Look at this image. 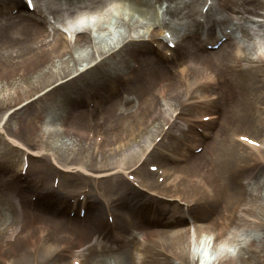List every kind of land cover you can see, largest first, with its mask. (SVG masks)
<instances>
[{
    "label": "bare ground",
    "instance_id": "6f19581e",
    "mask_svg": "<svg viewBox=\"0 0 264 264\" xmlns=\"http://www.w3.org/2000/svg\"><path fill=\"white\" fill-rule=\"evenodd\" d=\"M35 1L40 12L49 13L64 25H66V19L71 18L72 22L70 26H67L70 32L77 31L76 29H81V32L77 34L74 44L70 46L62 32L51 33L48 31L46 28L48 24L47 19L40 17L31 18L21 11L13 14L11 12L12 8L22 4V0H2L0 2V79L7 80V86L10 85L9 80L15 78L16 75L25 81L22 90L17 87L13 93L9 92L7 95L1 96L0 104L3 100L7 101V104H10L19 98L42 90L37 99H33L20 107H16L13 113H19L21 110L33 113L31 111L32 109L38 110L44 106L42 100L48 99L56 94L65 96L71 101L66 106V114H72L75 111V118H80L85 125L90 121H94L95 123L92 125L95 128H108L109 130H113L114 135L111 140L118 145L111 147V150L117 152L121 150L122 147L120 148V146L124 142L131 140L137 132L151 131L152 128L148 125L152 124L155 119L165 116V110L158 108L156 111L152 109L153 104L147 108L138 110L141 105L149 102L151 99L176 97L180 92L185 95L186 99H190L193 97L188 96L189 91L190 94L196 91L195 94L198 99L196 96L194 98L199 101V108L210 106L211 101L207 100L208 96L205 97L204 89L209 87V83H215L214 75L211 72L197 71L194 67L179 65V73L174 74L176 78L169 82V85L161 86L158 93L153 91L154 86L162 80L161 78L168 79V73L172 74V72L170 70L168 71L170 68L169 65L164 66L165 64L163 62H159L156 59L157 57L154 53H160L161 51L158 48L151 47L150 42L142 34L136 32V28L138 26H146L147 31H150L149 36L151 38L157 36L155 31L161 25L159 26L154 2L159 0ZM202 1L205 0H173L175 4L169 5L166 9L167 14L172 18L169 20H161L160 24L165 25L164 27L169 31L170 39L168 41L177 38L178 47L174 50V55L176 56L174 60H178L182 56H191L198 53V49L193 47L190 39L195 37L200 42L201 39L199 36L202 30L207 31L204 38L207 43H216L221 37L215 32L218 27L224 33L223 26L230 21L233 14H242L241 19H243L244 23L239 27V31L241 32L239 40L235 37L234 32L227 33L229 40L233 42L232 49L227 50V48H223L219 51H212L209 55L203 57L201 61L207 65L211 63V69L215 68L221 73V76L229 82V86L233 87L235 92L234 97L239 94L236 86L241 85L249 78L255 82L259 81L264 84L263 45L259 44L256 40L261 31L264 34V21H255L250 16V14H260L261 10H264V0H216L217 3L210 6L205 15L199 9V4ZM81 9H102L103 11L99 12L98 18L96 17L97 19L92 25H80L75 21L74 17L77 15L75 14L76 12L79 13L82 11ZM8 10L11 11L9 12ZM200 15H203L205 19L201 18ZM107 16L110 17L111 23L107 28L109 32L112 31L110 26L113 28V26L117 27L120 25L123 28L119 30L118 34L113 35L110 41L103 39V42H106L104 44L99 39L98 41L95 40L91 34V29L93 26H96L98 30L101 28L106 29L103 24ZM112 18L115 19L113 23ZM250 21L254 22V25H246ZM105 45H107L106 48ZM132 55L133 60L131 64L129 60L132 59ZM96 56H99L100 60L90 64V61ZM225 59H229V61H225ZM83 62L89 63V65L86 68L78 69V65H81ZM33 68H35L34 71H32ZM190 77H194V79L188 83ZM124 78L125 81H123ZM217 81L218 83L223 82L222 79H218ZM185 84L190 85L186 87ZM119 85H123L126 88L133 87L135 101H137L135 108L129 106L133 100L127 97L121 100L122 105L126 108L120 109L118 106L119 102L115 99V92ZM182 85L184 86L183 90H181ZM90 95L100 98L101 105L105 102H110V105L103 107L102 110H99V105L93 109L83 108V105ZM229 96L232 98L230 94ZM258 98L263 99L264 102V96L259 95ZM249 99L248 95L244 96L246 102ZM67 103V101L64 102V104ZM167 104L171 105L172 103L167 102ZM2 109L0 107V110ZM60 113L56 112L58 115ZM210 114V120L213 117L215 118L213 113H202L200 116ZM5 116L6 114L0 120V130H4L2 121ZM257 119L258 116L255 115L254 121L251 118L250 122L249 119H238L237 122L239 125L244 126L247 131L261 134L264 130V121L261 120V127L256 130L254 129V123ZM54 124L56 126L62 125L61 122L59 123L57 121ZM158 126L161 127V124ZM256 127L259 128V126ZM189 130L197 138L195 141L202 139L197 131ZM54 134L56 136L59 135L56 132L52 135ZM204 134H208V132H204ZM237 134L240 136L241 133ZM10 140L23 145L15 139L11 138ZM224 142L233 148L236 147L234 145L239 146L238 144H240V142L230 139ZM86 143L74 141L71 151L74 152V150H77V152L85 153L87 150H91V154L85 155V153L84 155L86 157L81 159V161L85 159L88 162V169L83 170V166L79 165L80 162L76 160L65 162L54 161V163L68 172L73 170L79 171L77 174H80L82 177L88 175L95 179L100 177L109 179L112 177L111 183L116 184L115 177L121 179L119 184L123 182L130 185L129 181L122 179V173H126L127 176L131 173L127 171L128 167L119 166L120 163L117 166H113L108 163L105 154L98 155L96 159L107 163H102L101 165L93 163L95 154L102 152L99 149L101 144L97 141L89 145H86ZM211 143L215 144L214 140L207 143L206 147L208 148ZM138 145L140 146L138 151L133 146H130L129 150L131 155L138 152L140 160L146 153V149H144L142 154L141 143ZM253 148L257 155V159L255 157L253 160L260 162L258 156L261 160L259 153L262 154V152L257 147ZM158 149H160L159 146L154 147V150ZM25 150L33 153L28 147ZM182 150L185 152L188 151L186 147H183ZM225 150L227 156H224L218 165H216V160H214L213 155L209 157L202 155V157H199V159L204 158V163L199 162L198 167L206 168V170L201 171H204L208 178L206 176L203 180L195 181V183H182L180 185L181 192L178 191L177 193L176 191L169 194L168 200H179V193L194 201L206 200L213 193H216L215 198L217 200L221 199L220 195L223 183L215 173L218 167L221 171L223 168H228L231 153L228 148ZM104 152H107V150ZM172 154L176 155V153ZM234 155L238 160L236 161L235 169L230 168L228 170L229 176L237 175L238 172L236 170L241 164V161H243L244 157H248L246 153L242 155L238 154L236 149H234ZM209 158L212 160L210 168H208ZM138 161L131 165L133 160L129 158L128 165H131L129 168L135 167L139 169ZM247 165L250 166L251 164L247 163ZM176 166L182 167V165ZM166 168L165 175L169 176L170 171H168V167ZM148 174L153 179L156 175L151 170ZM150 177L143 179L145 189L150 187L149 182L153 181L150 180ZM174 180L176 183L173 185L178 186L180 179L176 177L173 178ZM229 181L232 182V179L229 178ZM45 182L37 186L35 185L34 188L37 190L40 198H42V194L49 193V190H51V188L44 186ZM52 182L54 184V179ZM167 182L168 179L165 178L164 185ZM254 183L256 186L252 188L243 185V189L229 191L227 193L228 196L223 207L224 215L217 222L210 220L207 213L197 215L195 211H190L191 208H188L186 211L182 210L178 203L172 205L171 201L164 208L162 201H166L167 199L164 196L157 195L154 199L149 196L150 209L145 210L146 205L140 201L142 198L138 194L129 196L127 192L121 193L120 196L115 198L116 202L121 203L120 205L126 204L127 207H131L133 206L132 200L137 198L139 204L134 208L139 211L144 210L147 216V220H144L145 224L152 225L154 223L157 225V228L150 230L148 229L150 227H144L143 232H138L140 236L136 234L135 236L131 235L129 237L127 234L132 233H128V231L123 229L122 218L124 219L125 217L124 213L114 212V221L116 220L119 223V225L115 223L114 226H109L108 223L104 222L106 216L104 212L98 211L97 213L87 214L85 215V219H83L87 223L83 224L78 232L80 233L81 239L84 242H88L96 234L99 236L102 235V238H97L83 250L73 252L72 255H69V263L66 262L65 264H74L75 260H80L81 264H169L168 260L164 258L166 253H170L171 256L181 261L182 264H188L187 260L190 257L188 251L191 252V256L194 258L193 261L196 260L195 264H264V200L261 198L258 188L262 184V180L255 181ZM9 185L7 181H0V191L2 192L0 193V204L2 205L4 203L6 204L8 199L13 200V196L9 195L8 197L5 193ZM17 186H19L18 182ZM226 190L228 191V189ZM50 194H52V191ZM43 197L45 198V196ZM63 199V196L59 197L60 202L57 201L58 208L56 209L64 210L67 207L71 211L76 204L65 203ZM19 201L16 200V203L18 204ZM155 201L159 204L157 213H154L152 209H155L153 206ZM160 204L163 205L161 206ZM80 206L81 203L75 207L79 213L83 205ZM18 208L17 205H9L8 209L10 210V214L0 213V227H2L0 231L4 237L3 240L6 242L5 244H0V250L3 249L6 252L19 256V261L26 264L29 258L27 252L23 251L24 244L28 243L32 247H35V244L39 241L43 242L44 240L45 245L44 247L42 246L43 251L46 254H57L56 249L59 246L46 245L48 239L42 236L44 233L43 230L40 231L37 238L26 237L25 239H21L20 233H17L15 240L11 239V242L10 240L7 241L8 237L17 231L16 227H13V221H16L19 215ZM92 208H95L94 205ZM160 210L161 214L158 215ZM109 212L110 210H108ZM109 216H107V220H109ZM194 216L197 218L194 219ZM191 219L194 222L193 233H190L191 227L188 224ZM230 219H234L235 222V226L232 229L228 228ZM69 220L76 221V219L70 218ZM224 233L225 236L222 237ZM118 240H121V242L117 243ZM133 245H135V250L133 249ZM223 246L237 249L238 252L235 255L237 259L229 256L227 253L223 254ZM67 247L69 246L66 245ZM26 249L30 250L31 246L29 248L26 246ZM224 257L226 258L224 259ZM181 262L176 261L171 264H181Z\"/></svg>",
    "mask_w": 264,
    "mask_h": 264
},
{
    "label": "rangeland",
    "instance_id": "374dc122",
    "mask_svg": "<svg viewBox=\"0 0 264 264\" xmlns=\"http://www.w3.org/2000/svg\"><path fill=\"white\" fill-rule=\"evenodd\" d=\"M160 1L161 2H154L155 10L157 13V18L159 20V26L161 25L160 27H163L165 29V25L160 24V22L161 20H169L170 18H172L167 14L166 9L169 5H174L175 2H173V0ZM212 1L213 0H208V4ZM214 1L217 2L216 0ZM0 2H2V0H0ZM208 4H206V1H202L199 4V8L205 9ZM261 13L250 14V16L255 21H264L263 9L261 10ZM114 21L115 19L112 18V23ZM252 24L254 25V22L250 21L246 25ZM109 25H111L110 17L107 16L103 24L106 29L101 28L100 30H97V33L93 34L96 41H98L99 39L101 43L105 44L106 42H103V39L105 41H110L113 35L118 34L119 30L123 28L120 25L117 27L113 26V28H111L112 26H110V29L112 31L109 32V30L107 29ZM63 27L64 24L60 21L48 23L46 25L48 31H53V33H58L59 31L64 33ZM94 31L95 30H93V33ZM136 32L142 34L145 39H147V41H149L148 39L151 38L149 36L150 31H147L146 26H138L136 28ZM155 33H157L158 37H163L162 34L160 35V33H158L157 31H155ZM239 35L241 36V33ZM239 35L237 36L238 40ZM69 36L70 35L66 34L69 45L72 46L74 44V40H70ZM204 36L205 33L202 32V39L204 38ZM190 40L192 41L191 44L193 45V47L195 49H198V53L191 56H182L178 60H174L176 59V56L174 55V50H176V48L168 49L164 41L156 44V46L164 50V52H168V50H171L170 52L172 53V55L169 56V58L167 57L168 62H166L167 60L162 59L160 56H158L156 59H158L159 62H163V64H165L164 66L169 65L170 68L168 69V71L170 70L172 74L168 73V79H165L164 77L161 78L162 80L154 86L153 91L155 93H158V90L161 86L169 85V82L176 78L174 77V74L179 73V65L182 64V66L194 67V69H196L197 71H206L207 73L211 72L214 77L218 76L220 80H223V82L219 84L209 83V87H206L204 89V93L206 94L205 97L208 96L207 100L211 101L210 106H203L199 108V101H197L198 98L195 94L196 91L191 92V94L189 91L188 96L193 97L190 99H186L185 95H183L182 92L178 93L176 97L172 96L167 99L163 97H161L160 99H151L149 102L141 105L138 110L147 108L153 104L152 109L157 111L158 108H162L166 112L165 116L155 119L152 124L148 125L151 126V131L148 132L147 130L146 132H137L131 140H129L128 142H124L122 146H120V148L122 147L121 150L117 152L111 150V147L118 145L111 140L112 136L114 135L113 130H109L108 128H95L94 125H92L93 123H95L94 121H90L85 125L80 118H75V111L72 114H66V106L69 105V102L71 101H69L65 96H59V94H56L48 99L42 100L44 106L40 107V109L38 110L32 109L31 111L33 113H28L23 110L16 114L13 112L16 107H20L24 103H27L33 99H37L42 90L32 93L29 96L19 98L11 102L10 104H7V101H2L0 107H2L3 109L0 110V120L5 114L6 117L3 122L4 130H0V181H7L10 184L5 193L8 197L9 195L13 196V200L8 199L6 204H0V213L10 214V210L8 209L9 205H17L19 207V215L17 216L16 221H13V227L15 226L17 231H15L14 234L12 233V236L8 237L7 241L10 240L11 242V239L15 240L17 238V233H20L21 239H25L26 237L37 238L40 231L43 230L44 233L42 236L48 239V241H46V245L59 246L56 249V252L58 254L57 255L56 253L46 254V252L43 251V247L45 245L44 240L43 242L39 241L37 244H35V247H32V245H29L28 243L24 244L25 246L23 247V251L27 252L29 258V261L26 264L69 263V255H72L75 250H83L84 248L92 244L97 237H102L96 234L90 241L84 242V240L81 239L80 233L78 232L79 229L82 228L83 224L87 223V221L83 220L85 219L84 217L78 215L76 216V214L75 217L69 216V210L67 207L64 208V210L56 209L58 208V204L52 202L54 200L59 201L60 196H63L64 202L68 203L72 200L71 195H77L78 193L86 194L84 199L95 207L91 210L93 213H97L98 211H104L105 213V208L107 205H109L111 206V209L118 208L121 214L123 212H126V214L129 213L132 220L134 222L136 221L139 226L144 225V217L136 216V208L134 207L139 204L138 200L137 198H134V200H132L133 206L131 207H127L126 204L120 205L121 203H116L114 198L122 192H127L129 196L138 194V196L142 198L140 201L147 205L146 209L148 210L150 209V200L148 199L149 196L154 199L157 197V195H160L164 196V198H167L166 201H162V203L164 204V208L165 205L170 203L171 201L172 205L178 203L180 209L182 210L186 211L188 208H191L190 211H195L197 215L207 213L210 217V220H214L216 222L219 221L220 217L224 215L223 207L225 206L226 197L228 196L227 193L229 191L243 189V185L252 188L253 186H256V184L254 183L255 181L262 180V184H260L258 188L260 196L264 200V130L261 134L249 132L244 128V126L239 125L237 122L238 119H249L250 122L251 118L252 121H254L255 115H257L258 119L254 123V129H260V124L262 121H264V102L263 99H259L258 96H264V84L260 83L259 81L255 82L254 80H251L249 78L241 85L236 86V89L239 90V94L238 96L236 95V97H234L235 92L233 90V87L229 86V82H227V80H225V78L221 76V73L215 68L211 69V63H208L207 65L206 63H203L201 61L203 60V57L209 55L213 50L217 49H205L204 46L198 43V40L195 39V37H192V39ZM256 40L259 44L263 45L262 48L264 51V34L262 31L257 36ZM229 43L226 42L225 45H222L220 48H218V51L222 50L223 48L231 50L233 47V42L230 44ZM106 47L107 45H105V48ZM132 57L133 55L131 56V58ZM99 60L100 57L96 56L90 61V64L94 62L96 63ZM131 60H133V58ZM172 60L174 61L172 62ZM225 61H229V59H225ZM131 62L132 61L129 60V63ZM88 65L89 63L83 62L81 65H78V69L86 68V66ZM196 65H202L203 67L199 69L196 68ZM34 69L35 68H33L32 71H34ZM1 79L0 97L7 95L9 92L13 93L15 88L17 87L21 90L24 88L23 85L25 84V81L22 78L20 79L18 75H16L15 78L9 80V86H7V80ZM193 79L194 77H190L188 83L193 81ZM123 81H125V78ZM189 85L185 84L186 87H188ZM132 89L133 87L126 88L123 87V85H119L117 91L115 92V99L119 102L118 106L120 107V109L126 108L124 105H122L121 100L123 98L126 99L127 97H129L130 100H133L129 104V106L135 108V104L137 103V101H135L136 98ZM183 89L184 86L182 85L181 90ZM229 94L232 96V98L229 96ZM245 95H248L250 98L248 102L244 100ZM195 96L197 99L194 98ZM66 101L68 103L64 104V102ZM92 101H94L95 103ZM167 102H170L172 104L168 105ZM85 105H87V107H85ZM85 105L83 108L90 109H93L99 105V110H102L103 107H108L110 105V102H105L103 105H101L100 98L90 95ZM168 108L170 109L168 110ZM56 112L61 113L58 115L56 114ZM202 113H213L216 117L208 122H204L205 124H207L205 125L199 121L201 119L200 115ZM56 121L62 123V125L59 126L60 128L54 124V122ZM160 124L161 127L158 126ZM197 126H201L200 128L202 130L207 129L205 130V132H208V134H205L203 136L200 135L202 139L195 141V139L197 138L193 136V132H189V129L196 130L201 133L198 128H196ZM256 126H259V128H257ZM54 132L59 135H52ZM237 133H241L242 135L246 133L245 135L254 137L260 141V144L257 147L262 152V154L259 153L261 160L258 156V160L260 162H255V160H253V158L255 157L257 159L255 149L252 146H249L247 143L239 141L241 139H239ZM11 138L22 142L25 147L30 148L36 154H28L19 146H15L13 141L11 142ZM228 139L240 142V144H238L239 146L234 145L236 146L235 148L229 146L228 143L226 144V142H224ZM212 140H214L215 144L211 143V145L207 148V143ZM74 141H80L81 143L87 142L86 145L93 144L95 141L101 144L99 149L103 153L97 152L95 154V159H93V163L98 165L107 163L105 161H99L96 159L98 155L105 154L107 156L108 163L112 164L113 166H117L118 163H120L119 166L128 167L127 171L133 173L135 177L130 179L128 176H126L125 173H122V179L129 181L130 185H127L123 182L119 184L121 179L115 177L114 179L116 184L111 183L112 177L109 179L105 177L95 179L89 175L82 177L80 174H77L79 171H62L54 163V161L65 162L69 160H76L77 162H80L79 165L83 166V170L88 169L89 167L88 162L85 159L81 161V159L85 158V155L91 154V150H87L85 152L86 154L83 152H77V150H74V152H72L71 150ZM139 143H141L142 154L144 152V149H146V153L140 159L141 161L139 160L140 155L138 154V152L134 155H131V152L129 150V147L133 146L136 147L138 151L140 148V146L138 145ZM199 144H202V146L196 147L199 146ZM213 145L216 146L213 147ZM155 146H159L160 149L154 150ZM68 147H70V149H68ZM183 147H186L188 151H183ZM197 148L201 150L199 151ZM226 148H228L231 153V155L229 156L230 160L228 168H223V170L221 171L218 167V171L216 170L215 173L223 183L220 195L221 199L217 200L215 198L216 193H213L206 200L201 199L198 201H194L184 197L182 193H179V200H168L170 196L169 194L176 191L177 193L178 191L181 192L180 185L182 183H195V181H200L206 178L207 174H205L204 171H201L206 170V168L198 167L199 162H201L202 164L204 163V158L199 159V157H202V155H204L205 157L213 155L214 160H216V165H218L219 162L222 161V158L224 156H227L225 150ZM234 149H236L238 154L242 155L243 153H246L248 157H244L243 161H241V164L236 170L238 174L235 176H229L228 170L230 168L235 169L236 161L238 160L234 155ZM106 150L107 152H104ZM172 153H176V155ZM72 156L74 157L71 159ZM129 158L130 160H133L131 165L139 160V169L135 167L129 168L131 166L128 165ZM208 161V168H210L212 160L209 158ZM247 163L251 165L248 166ZM176 165H182V167H177ZM152 166L158 167L157 171L155 172L156 175L154 179L151 178L148 174ZM166 167H168V171H170L169 176L165 175V171L167 169ZM159 170H163V173H159ZM54 177L60 178V186H53L51 180ZM149 177L150 180L153 181L149 182L150 187H147V189H144V191L140 188L135 187L132 183V181H134L136 186L138 185L140 187H144L141 180L144 178L148 179ZM176 177L180 179V183L178 186L173 185L174 183H176L175 180L173 181V178ZM165 178L168 179V182L164 185ZM229 178L232 179V182L229 181ZM44 181H46L44 186L46 188H51L49 192L53 191L52 194L49 193L48 197L45 198L39 197L37 199H32L33 196L37 197L38 193L37 190L34 189L35 185L37 186ZM17 182L19 183V186H17ZM226 189H228V191ZM0 193L2 192L0 191ZM16 199H21V201H19V203L17 204ZM154 203L155 204L153 206L155 207V209H152L154 213H157L159 204L156 201ZM163 204L160 205L162 206ZM160 213L161 210L158 215ZM194 217V219L197 218L196 216ZM69 218H75L76 221H70ZM192 220L193 219H191V221L188 223L190 227H193L194 222ZM122 223H124L125 225L124 228L127 229L126 219H122ZM234 226V219H230L228 228L232 229ZM151 227V229L157 228V225L152 223ZM224 236L225 233L222 237ZM3 239V234L0 231V244L6 243ZM66 245H68L69 247L66 248ZM26 246L27 248L31 246V249L27 250ZM60 249H62V251H60ZM133 249L135 250V245H133ZM237 252L238 251L235 248H228L224 251L223 254L227 253L229 256L237 259V256H235ZM188 253L190 254V257H188L187 260L188 264H195L196 260L193 261L194 258L191 256V252L188 251ZM164 258L168 260L169 264L176 261L181 262L174 256H171L170 253H166ZM225 258L226 257H224V259ZM19 259L20 257L17 255H13L12 253L6 252L3 249L0 250V264H23L19 261Z\"/></svg>",
    "mask_w": 264,
    "mask_h": 264
}]
</instances>
